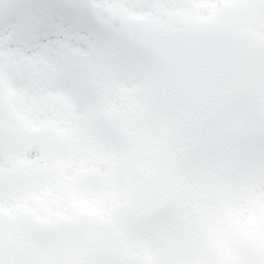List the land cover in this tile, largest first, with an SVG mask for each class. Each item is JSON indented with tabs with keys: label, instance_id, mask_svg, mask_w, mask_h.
Wrapping results in <instances>:
<instances>
[{
	"label": "snow or ice",
	"instance_id": "6c2138e0",
	"mask_svg": "<svg viewBox=\"0 0 264 264\" xmlns=\"http://www.w3.org/2000/svg\"><path fill=\"white\" fill-rule=\"evenodd\" d=\"M0 264H264V0H0Z\"/></svg>",
	"mask_w": 264,
	"mask_h": 264
}]
</instances>
